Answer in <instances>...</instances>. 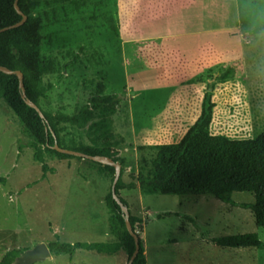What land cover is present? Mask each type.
Returning a JSON list of instances; mask_svg holds the SVG:
<instances>
[{"label":"rangeland","instance_id":"1","mask_svg":"<svg viewBox=\"0 0 264 264\" xmlns=\"http://www.w3.org/2000/svg\"><path fill=\"white\" fill-rule=\"evenodd\" d=\"M42 52L54 89L45 111L74 114L107 85L121 102L114 134L125 148L123 182L136 184L141 145L160 136L177 143L196 119L214 85L213 135L254 139L264 133V0H38ZM78 61L65 70V66ZM222 82V78L227 76ZM69 142L89 144L84 131L66 127ZM155 137V138H156ZM158 140V139H157ZM31 137L0 100V260L11 250L63 243H111L105 198L111 178L88 160H34ZM128 159L130 163L125 162ZM236 204H253L234 193ZM133 210L147 211L136 233L147 264H264V247L230 249L215 240L257 234L249 209L212 196L141 195ZM134 212H138V210ZM159 215L163 216L159 218ZM126 253L77 250L36 264H120Z\"/></svg>","mask_w":264,"mask_h":264},{"label":"trees","instance_id":"2","mask_svg":"<svg viewBox=\"0 0 264 264\" xmlns=\"http://www.w3.org/2000/svg\"><path fill=\"white\" fill-rule=\"evenodd\" d=\"M15 1L0 0V29L18 24L22 20L15 8ZM18 4L27 16V21L21 27L0 33V66L23 74L25 96L17 76L0 72V100L8 105L20 121L24 132L31 137L29 146L33 150L34 160L42 165L45 173L50 170L47 158L59 161L83 160L57 152L54 149V133L62 148L89 156H106L122 165L123 150L119 148L120 142L114 134L113 121L121 99L117 93H107L104 82L91 81L94 91L89 102L74 114L70 115L62 110L49 112L41 107V101L54 89L53 84H44L45 76L54 70L46 64L42 52L43 19L35 14L39 7L38 0H19ZM77 61L78 56L75 55L74 61L66 65L65 70ZM228 75L221 79L222 82L227 80ZM213 90L214 85H210L204 94L199 118L180 142L137 148L140 154L139 173L132 178L136 179L145 195L212 196L223 203L249 209L254 214L257 226L264 227V133L254 139H232L225 135H213L210 130L216 107ZM27 100L42 110L44 119L27 104ZM66 127L84 131L89 144L74 139L68 142L62 135ZM90 162L99 166L101 173L110 177L113 183V167ZM123 174L122 170L116 194L121 203L129 208V204L121 196V191L133 189L136 185H126ZM234 193L251 194L255 202L236 204L232 199ZM105 205L109 213L110 234L115 241L68 244L56 240L47 244L52 256H68L72 259L77 250L102 255H114L124 251L129 261L135 251V241L127 230L124 214L113 199L111 189L105 198ZM162 217L159 215V218ZM130 222L135 232L137 225L143 223L131 211ZM214 242L219 247L230 249L264 247L257 234L228 236ZM26 250L28 249L8 251L0 264H12ZM133 264H147L141 238L140 252Z\"/></svg>","mask_w":264,"mask_h":264},{"label":"water","instance_id":"3","mask_svg":"<svg viewBox=\"0 0 264 264\" xmlns=\"http://www.w3.org/2000/svg\"><path fill=\"white\" fill-rule=\"evenodd\" d=\"M18 3H19V0H16L15 1V8H16L17 12L22 16V20L18 24H15V25L7 27V28L0 29V33L8 31L10 29H15V28L21 27L27 21V16L25 14H23ZM0 72H2L3 74H6V75L17 76L19 79L20 89L22 91L23 96H25V86H24V82H23V74L20 71H12L6 67L0 66ZM27 104L30 107H32L33 109H35L39 113V115L42 119L45 118L42 110L37 105L32 104L31 101H29V100H27ZM53 136L55 138L54 149L57 152H59L61 154H66V155L82 158L83 160H90V161L95 162L97 164H100L102 166H110V167H113L115 169V176H114V180H113L112 188H111L112 197L120 205L122 212L124 214L127 230L129 232V234L134 238V241H135V251L127 263V264H133L135 262V260L137 259L139 252H140V237L134 231L133 226L130 222L129 208L127 206H124L121 203L119 197L116 194V186H117V184L121 178L122 165H120L119 163H115L111 158L106 157V156H99V155L89 156V155H86V154L81 153V152L62 148L59 146L56 135L54 133H53ZM51 258H52V254H51L47 244L41 243V244L35 246L33 249L26 250L25 252H23L18 258H16V260L12 264H36L39 262H44V261L49 260Z\"/></svg>","mask_w":264,"mask_h":264},{"label":"crops","instance_id":"4","mask_svg":"<svg viewBox=\"0 0 264 264\" xmlns=\"http://www.w3.org/2000/svg\"><path fill=\"white\" fill-rule=\"evenodd\" d=\"M202 101H203V99H202ZM201 108H202V103H201ZM200 114H201V109H200V111H199V113H198V115H197V117H196V119L194 120V122L191 124V126L197 121V119L199 118V116H200ZM213 120H214V117H213ZM190 126V127H191ZM212 126H213V123L211 124V128H210V130H212ZM189 130V129H188ZM212 132V131H211ZM186 134V133H185ZM155 137H156V135H155ZM153 138V139H150V140H148V139H146L145 141L143 140V141H139V142H136L135 144H139V143H141V145H144V146H157V145H167V144H174V143H169V142H164V143H162L163 142V138L164 137H167V136H160V137H156V138ZM184 137V136H183ZM182 137V138H183ZM158 139V140H157ZM181 141V140H180ZM179 141V142H180ZM178 143V142H177ZM122 150H123V154L126 152V151H128L127 149H125V148H121ZM137 150V149H136ZM139 160V159H138ZM125 162H128V164L130 163V161L128 160V159H126L125 160ZM135 167H136V169H134V172L136 173L135 175H138V173H139V169H138V161L136 162V165H135ZM126 185H129V184H126ZM136 187L135 188H133V189H124V190H122L121 191V196H122V198L123 199H125L126 201H127V203L129 204V210L132 212V214L133 215H135V216H137V217H139V218H141V219H143V216H145V215H147V211H143L142 210V208L141 209H138L137 208V210H138V212H134V210H136V209H134L133 210V207H132V205L133 204H137L136 202H138V199H141V195H144L142 192H141V190H140V188H139V184H138V182L136 181ZM136 210V211H137ZM108 215H109V213H108ZM139 226H142V224L141 225H139ZM112 236V235H111ZM121 252V251H120ZM119 253V252H118ZM114 255H116V254H114ZM145 255H146V253H145ZM112 256V255H111ZM127 256V255H126ZM57 257H55V256H52V258L51 259H49V260H54V259H56ZM147 259V258H146ZM128 263V259L125 261V260H120V264H127Z\"/></svg>","mask_w":264,"mask_h":264}]
</instances>
